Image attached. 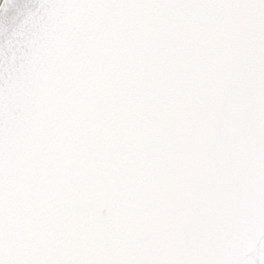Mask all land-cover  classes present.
I'll use <instances>...</instances> for the list:
<instances>
[{"label":"snow or ice","instance_id":"1","mask_svg":"<svg viewBox=\"0 0 264 264\" xmlns=\"http://www.w3.org/2000/svg\"><path fill=\"white\" fill-rule=\"evenodd\" d=\"M0 264H264V0H5Z\"/></svg>","mask_w":264,"mask_h":264},{"label":"water","instance_id":"2","mask_svg":"<svg viewBox=\"0 0 264 264\" xmlns=\"http://www.w3.org/2000/svg\"><path fill=\"white\" fill-rule=\"evenodd\" d=\"M5 4V0H0V7H2Z\"/></svg>","mask_w":264,"mask_h":264}]
</instances>
